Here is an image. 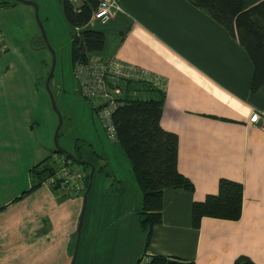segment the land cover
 Listing matches in <instances>:
<instances>
[{
	"label": "crops",
	"instance_id": "crops-1",
	"mask_svg": "<svg viewBox=\"0 0 264 264\" xmlns=\"http://www.w3.org/2000/svg\"><path fill=\"white\" fill-rule=\"evenodd\" d=\"M117 3L98 23L103 43L91 55L116 57L163 79L159 124L176 133V166L192 190H162L161 220L146 248L132 173L126 178L107 168V157L90 143H73L93 166L84 198L88 164L77 193L44 182L23 193L28 168L54 148L45 141L50 126L40 127L42 117L50 121L38 86L49 61L39 53L31 4L0 5V264H69L72 256V264H133L143 249L193 264H232L240 253L264 264V129L249 120L264 115V84L249 89L246 51L188 0ZM221 176L241 182L239 217L202 216L192 226V200L216 191Z\"/></svg>",
	"mask_w": 264,
	"mask_h": 264
},
{
	"label": "trees",
	"instance_id": "trees-1",
	"mask_svg": "<svg viewBox=\"0 0 264 264\" xmlns=\"http://www.w3.org/2000/svg\"><path fill=\"white\" fill-rule=\"evenodd\" d=\"M188 1L236 36L252 63L249 89L254 91L264 84V0L252 4H247L245 0ZM13 2L15 0L0 1V5L7 6ZM96 3L97 0H83L78 10H75L69 0H60L63 16L70 27L71 66L76 61L86 60L92 51L102 47V29L85 25ZM74 26L79 28L74 30ZM128 89L136 90V93L122 98V102L111 112V119L115 127V141L129 160L139 195L137 221L139 228L144 232L143 248H146L151 238L153 224L161 220L162 190L167 187H181L191 191L192 182L176 166V133L162 128L159 124L163 89L147 80H129ZM71 153L80 158L75 145ZM56 154L69 158L67 153L53 148L49 154L28 168L30 184L23 193L35 188L54 174L57 167L54 159ZM76 164L81 168L88 167L87 163ZM87 181L86 175L85 184ZM241 198L240 181L218 177L216 191L205 193L199 200H192L190 224L197 226L202 216L237 219L241 210ZM144 251L145 249L142 252ZM150 262L193 264L192 260L162 254H152ZM232 264L258 263L248 255L240 253L233 258Z\"/></svg>",
	"mask_w": 264,
	"mask_h": 264
},
{
	"label": "rangeland",
	"instance_id": "rangeland-1",
	"mask_svg": "<svg viewBox=\"0 0 264 264\" xmlns=\"http://www.w3.org/2000/svg\"><path fill=\"white\" fill-rule=\"evenodd\" d=\"M31 1L36 4V17L34 15L33 6L31 5L32 25H34L36 29L35 39L41 46L40 49H42L39 50V53L44 51L49 61L48 66L51 61L50 48L53 50L54 55V64L51 76L48 80V86L61 117L57 130L58 145L67 151L73 152V143H80V148H84L90 143L92 146L91 148L97 151L101 150V154L107 157L109 163L107 168L115 166L123 176L126 178L130 177L131 169L126 154L117 141L110 140L106 137L90 102L76 90L70 60V27L63 16L60 0ZM15 25L18 30H22L21 26L16 23ZM93 26L104 28V25L98 23H95ZM40 27L43 29L49 47L45 43L46 40L41 36ZM43 81L42 78L38 86L39 90L45 95L47 107V113H45V115H50V121L49 118L45 116L42 117L40 127L47 128L50 126V133L46 136L45 141L48 143L49 148L52 149L54 147L52 133L57 123V112L51 107L49 95L44 87Z\"/></svg>",
	"mask_w": 264,
	"mask_h": 264
},
{
	"label": "built area",
	"instance_id": "built-area-1",
	"mask_svg": "<svg viewBox=\"0 0 264 264\" xmlns=\"http://www.w3.org/2000/svg\"><path fill=\"white\" fill-rule=\"evenodd\" d=\"M69 1L73 4V8L78 10L83 0ZM118 8L117 0H97L85 25L103 22L105 18L112 15L114 9ZM78 28L74 26V30ZM72 75L78 93L90 102L106 137L110 140H116L111 112L122 102L125 95L136 93V90H127L129 80H147L160 89L164 88L162 78L153 76L147 70L116 57H99L90 54L86 60L72 64ZM249 120L264 129V115L252 113ZM54 159L57 163L56 170L53 175L45 179L44 183L69 194L77 193L83 185L84 170L71 158H65L61 154H56ZM151 255L144 251L133 264H155L150 262Z\"/></svg>",
	"mask_w": 264,
	"mask_h": 264
},
{
	"label": "water",
	"instance_id": "water-1",
	"mask_svg": "<svg viewBox=\"0 0 264 264\" xmlns=\"http://www.w3.org/2000/svg\"><path fill=\"white\" fill-rule=\"evenodd\" d=\"M19 1H23V2H26V3L31 4V5L33 6L34 15H35V17H36V4H35L33 1H31V0H19ZM37 22H38V24H39V21H38V20H37ZM39 25H40V24H39ZM40 33H41V36L44 38V40H46V38H45V34H44L43 29H42L41 27H40ZM45 43H46V45L49 47V45H48V43H47V40L45 41ZM50 52H51V61H50V65H49V67H48V70H47V72H46V75H45V77H44V81H43V83H44V87H45V89L47 90V93H48V95H49V100H50V103H51V107L54 109V111L57 112V123H56V125H55V127H54V129H53V133H52V140H53V143H54V149H56V150H60V151H62V152L67 153V155L69 156V158H71L72 161H74V162H76V163H78V164H84V163H87V164L89 165V171H88V174H87V177H88V183H87L86 188H85V191H84V195H83V198H84V196H85V192H86L87 187H88V185H89V180H90V178H91V174H92L93 166H92L91 163H89L87 160H85V159H80V158L75 157L70 151H67V150H65L64 148L60 147V146L58 145V143H57V130H58V127H59V124H60V121H61V117H60V115H59V113H58V110H57V108H56V106H55V103H54L53 97H52V95H51V92H50V90H49V86H48V80H49V78H50V76H51L52 69H53V64H54V55H53V50H52L51 48H50ZM80 221H81V213H80L79 218H78V227H79V223H80ZM72 262H73V256H72V258L70 259L69 264H72Z\"/></svg>",
	"mask_w": 264,
	"mask_h": 264
}]
</instances>
